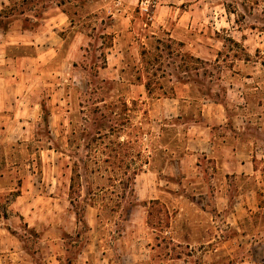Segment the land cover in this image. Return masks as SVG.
I'll return each mask as SVG.
<instances>
[{"label":"rangeland","instance_id":"374dc122","mask_svg":"<svg viewBox=\"0 0 264 264\" xmlns=\"http://www.w3.org/2000/svg\"><path fill=\"white\" fill-rule=\"evenodd\" d=\"M42 6L0 27V264H264V0H0Z\"/></svg>","mask_w":264,"mask_h":264},{"label":"crops","instance_id":"0c3cea01","mask_svg":"<svg viewBox=\"0 0 264 264\" xmlns=\"http://www.w3.org/2000/svg\"><path fill=\"white\" fill-rule=\"evenodd\" d=\"M12 60L5 52L0 53V128L5 134L12 133L17 128L16 120L11 122V119H14L15 114H19V104L23 101V96L16 92L20 83L15 81L16 77L9 70Z\"/></svg>","mask_w":264,"mask_h":264},{"label":"trees","instance_id":"16d2710c","mask_svg":"<svg viewBox=\"0 0 264 264\" xmlns=\"http://www.w3.org/2000/svg\"><path fill=\"white\" fill-rule=\"evenodd\" d=\"M60 4H64V2H60L59 5ZM44 7L45 6H42V9L41 8L40 9L36 8L35 10L30 9V11L28 13L25 12V9H22L21 11L16 12V13H11V14L7 13V15H4L3 14L4 12H0V27H2L3 30H7L8 27H9L8 26L9 23L11 24L12 22L16 21L17 19H19V20L22 19L21 21H23L25 23V25H23L24 29L34 28V27H36L39 24V22L32 21V17H36L38 19H42V14H43V8ZM9 9L12 11V7H10ZM149 86H150V84L148 83L147 84L148 89H149ZM142 166L143 165L140 164L139 167H136L132 171V173L131 172L129 173V171H128L127 174L129 173L130 176L132 175V177H134L142 169ZM257 168H258L257 165H255L254 169L257 170ZM75 171H76V169H75ZM77 175H79V174L76 171L75 174L72 177L71 189L74 187V180H75L74 177H76Z\"/></svg>","mask_w":264,"mask_h":264},{"label":"built area","instance_id":"2783aa9c","mask_svg":"<svg viewBox=\"0 0 264 264\" xmlns=\"http://www.w3.org/2000/svg\"><path fill=\"white\" fill-rule=\"evenodd\" d=\"M145 10H148V7H144Z\"/></svg>","mask_w":264,"mask_h":264}]
</instances>
